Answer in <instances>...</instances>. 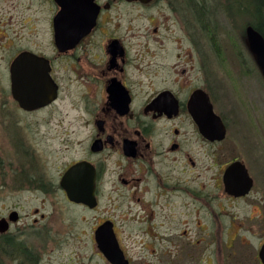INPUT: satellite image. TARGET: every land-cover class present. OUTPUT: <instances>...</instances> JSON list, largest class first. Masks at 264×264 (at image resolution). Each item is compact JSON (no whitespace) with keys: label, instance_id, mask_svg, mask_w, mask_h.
Returning <instances> with one entry per match:
<instances>
[{"label":"flooded vegetation","instance_id":"af4514ba","mask_svg":"<svg viewBox=\"0 0 264 264\" xmlns=\"http://www.w3.org/2000/svg\"><path fill=\"white\" fill-rule=\"evenodd\" d=\"M203 1L0 0V264H37L27 238L46 253L62 235L46 201L82 207L90 241L113 235L128 264H264L259 98L243 129L218 109L232 66L262 77L246 34L264 39V0L241 34L227 8L229 36ZM26 9L47 12L46 36Z\"/></svg>","mask_w":264,"mask_h":264},{"label":"rangeland","instance_id":"374dc122","mask_svg":"<svg viewBox=\"0 0 264 264\" xmlns=\"http://www.w3.org/2000/svg\"><path fill=\"white\" fill-rule=\"evenodd\" d=\"M257 1L258 0H204L203 3L207 2V4L215 8L216 15H218L217 25H219V28L215 29L217 34L221 33L229 36V26L227 25V21L223 18V14L227 8L233 9L229 12V14L232 15L230 21L234 23L232 25L236 28L237 33H240L243 23L249 22L252 24V22H254V24H256L258 22L257 20L260 19V13L254 8L258 4ZM25 2H27V0H25ZM26 4L28 5V3ZM124 10L123 8L119 11L123 12ZM25 12L26 21L32 23V26H36V30H38L36 32L40 36H46L45 32L48 27L46 22L47 12L42 9H40V11L26 9ZM224 17H227V15H224ZM207 35H210V33L206 30L205 36ZM141 41L144 42L145 39L141 38ZM238 46L241 50L242 46L240 45V41H238ZM230 71L235 72L233 74H227L231 82L227 81L226 86L224 84L226 96L218 100V109L229 110L233 113L235 119L241 123L240 129H243V124H252L255 117V104L252 105L245 99L246 95H252L253 93L259 98V116L262 120L264 129V83L258 70V81L256 80L254 82L251 81V78L247 76L244 71L238 72L234 66L231 67ZM254 106L255 109L253 108ZM27 194L29 209L40 207L38 199L34 200L29 193ZM44 204L43 213L52 216L47 224L49 222L53 223V225L62 232V235L53 234V232L50 233L52 237H50L51 239L48 241V247L46 248L48 251L46 253L44 252L45 247L42 246V242H37L40 236H34L33 234L31 235L33 239H30L32 237L29 239L27 238V241H30L33 247L34 257H36L35 251H37V255L40 257L37 264H109L103 254L99 252L97 246L90 241L89 215L82 207H66L63 202L56 203L52 201H46Z\"/></svg>","mask_w":264,"mask_h":264},{"label":"water","instance_id":"95a60500","mask_svg":"<svg viewBox=\"0 0 264 264\" xmlns=\"http://www.w3.org/2000/svg\"><path fill=\"white\" fill-rule=\"evenodd\" d=\"M60 1L63 0H58V2L60 3ZM141 1H149V0H141ZM72 10L66 8V7H61V10H59V15L56 18L55 22V32L56 34H60V33H64V31L68 30V27H70L71 22H69L71 20V13ZM247 44L249 45L250 51L252 54H254V56L256 57V63L257 65L260 67L261 70V74L262 77L264 78V39L261 37L260 34H258L255 30L248 28L247 31ZM62 43H68L67 40L63 39V38H57L56 42ZM24 59H22V56L15 61L11 66H12V70L14 69H19V67H22L21 65L23 64ZM36 71L35 68H33L32 73H34ZM36 106H41L39 104H36ZM207 111H210V105L208 104V107L206 109ZM212 120H214V124L215 125H219L218 129H222L220 127V121L218 120V118L212 114ZM206 126V124H205ZM76 202H82V203H86L85 199H78L75 200ZM98 249L101 252V254L104 255V257L106 258V260L108 261L109 264H128L127 260L124 258V254L121 253V250L119 248L118 243H116L113 235L111 234H105L103 236H101L100 240L98 239ZM260 257L263 259L264 261V245L262 246V250L260 252Z\"/></svg>","mask_w":264,"mask_h":264}]
</instances>
